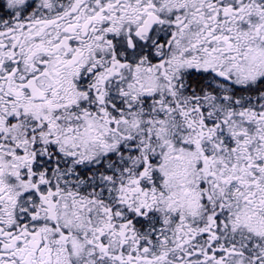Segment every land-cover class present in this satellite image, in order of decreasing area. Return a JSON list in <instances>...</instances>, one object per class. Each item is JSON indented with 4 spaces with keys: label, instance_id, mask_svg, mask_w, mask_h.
<instances>
[{
    "label": "snow or ice",
    "instance_id": "obj_1",
    "mask_svg": "<svg viewBox=\"0 0 264 264\" xmlns=\"http://www.w3.org/2000/svg\"><path fill=\"white\" fill-rule=\"evenodd\" d=\"M0 264H264V0H0Z\"/></svg>",
    "mask_w": 264,
    "mask_h": 264
}]
</instances>
